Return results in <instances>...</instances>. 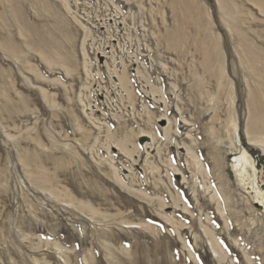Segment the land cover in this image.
Segmentation results:
<instances>
[{
    "label": "rangeland",
    "instance_id": "obj_1",
    "mask_svg": "<svg viewBox=\"0 0 264 264\" xmlns=\"http://www.w3.org/2000/svg\"><path fill=\"white\" fill-rule=\"evenodd\" d=\"M257 190L264 0H0V264H264Z\"/></svg>",
    "mask_w": 264,
    "mask_h": 264
},
{
    "label": "bare ground",
    "instance_id": "obj_2",
    "mask_svg": "<svg viewBox=\"0 0 264 264\" xmlns=\"http://www.w3.org/2000/svg\"><path fill=\"white\" fill-rule=\"evenodd\" d=\"M209 43V42H208ZM247 164H250L251 165V167L252 168H254V165L251 163V161H250V159H249V157H248V155H247V153L245 152V151H243L242 153H241V155H239V156H235V158H234V166H235V168L239 171H241V172H243V171H245L246 170V165ZM261 191H258L257 190V192H256V201H257V204H260V205H264V196H262V193H260ZM209 231V230H208ZM207 234H210V233H208L207 232ZM211 235V234H210ZM212 236V238H215L216 236H214V235H211ZM211 236H209V237H211ZM212 240V239H211ZM210 240V241H211ZM212 244V243H211ZM215 251V250H214ZM221 252V251H220ZM249 262H250V260H249Z\"/></svg>",
    "mask_w": 264,
    "mask_h": 264
},
{
    "label": "water",
    "instance_id": "obj_3",
    "mask_svg": "<svg viewBox=\"0 0 264 264\" xmlns=\"http://www.w3.org/2000/svg\"><path fill=\"white\" fill-rule=\"evenodd\" d=\"M161 124L163 125V124H165V119H162L161 120ZM150 139V137L148 136V135H142L141 137H140V142L141 143H144L145 141H148Z\"/></svg>",
    "mask_w": 264,
    "mask_h": 264
}]
</instances>
